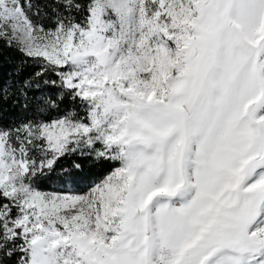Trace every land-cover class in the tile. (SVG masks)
<instances>
[{"label":"snow or ice","instance_id":"1","mask_svg":"<svg viewBox=\"0 0 264 264\" xmlns=\"http://www.w3.org/2000/svg\"><path fill=\"white\" fill-rule=\"evenodd\" d=\"M0 47V264H264V0H0Z\"/></svg>","mask_w":264,"mask_h":264},{"label":"trees","instance_id":"2","mask_svg":"<svg viewBox=\"0 0 264 264\" xmlns=\"http://www.w3.org/2000/svg\"><path fill=\"white\" fill-rule=\"evenodd\" d=\"M19 59H20L19 54L14 50L6 47H0V82L9 80V77L12 75L16 63ZM28 71H32V69L29 68ZM16 112H17L16 109H9V111L4 114V121H8L10 116L14 117ZM111 167H112L111 164H105L91 168L90 170L103 171Z\"/></svg>","mask_w":264,"mask_h":264},{"label":"rangeland","instance_id":"3","mask_svg":"<svg viewBox=\"0 0 264 264\" xmlns=\"http://www.w3.org/2000/svg\"><path fill=\"white\" fill-rule=\"evenodd\" d=\"M17 112H16V114H15V116L14 117H16V118H19L21 115H22V113H20L18 110H16ZM11 117H13V116H10V118ZM5 123H7L8 121H4ZM115 165H112V167H114ZM111 167V168H112ZM111 168H107V169H105V170H103V171H98V170H89L88 172H87V175H86V177L83 179V180H81L80 181V183L78 184V186L76 187V190L77 191H86L87 190V187H88V185H89V182L91 181V180H93V179H97V178H100V177H102V176H104L105 174H107V172L108 171H110L111 170ZM44 183V184H43ZM42 183V185H41V187H42V189L43 190H45V191H55V190H60V189H58V188H55V187H53L52 186V184L50 183V182H48V181H45V182H43Z\"/></svg>","mask_w":264,"mask_h":264}]
</instances>
